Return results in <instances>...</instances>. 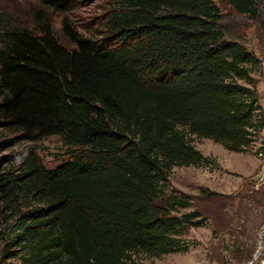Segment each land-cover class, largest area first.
<instances>
[{"label":"trees","instance_id":"16d2710c","mask_svg":"<svg viewBox=\"0 0 264 264\" xmlns=\"http://www.w3.org/2000/svg\"><path fill=\"white\" fill-rule=\"evenodd\" d=\"M72 1L46 0L64 13ZM228 2L260 14L257 0ZM112 4L105 39L64 19L73 47L44 12L30 28L0 10V264H140L188 251L185 234L208 217L186 210L193 197L170 188L172 170L212 162L193 137L246 153L264 129L259 59L225 38L212 0ZM51 135L70 149L56 167L33 146L2 155Z\"/></svg>","mask_w":264,"mask_h":264},{"label":"rangeland","instance_id":"374dc122","mask_svg":"<svg viewBox=\"0 0 264 264\" xmlns=\"http://www.w3.org/2000/svg\"><path fill=\"white\" fill-rule=\"evenodd\" d=\"M220 9V26L227 40H236L255 54L259 63L253 76L260 102L264 107V0H257L260 14L257 18L237 12L228 0H212ZM113 0H74L64 13L46 0H0V10L10 14L17 24L34 28V16L44 12L50 19L61 43L74 44L64 31V19L80 36L92 39L108 37L107 13ZM7 136L10 134L4 132ZM5 137V136H4ZM193 143L213 160L209 165L175 167L170 175V188L193 197L194 206L208 222L191 228L186 239L191 243L188 251L162 257L141 254L140 264H264V161L259 152L264 143V129L250 150L236 158H225L224 145L208 138L193 137ZM33 146L48 168L69 158V148L57 135L41 137L2 153L13 154L24 147ZM35 147V148H34ZM233 152V151H230ZM236 164L248 170L241 172ZM235 165V166H234ZM206 187L217 194L202 193ZM7 230L0 225V256L7 248ZM4 264H20L18 258H7Z\"/></svg>","mask_w":264,"mask_h":264},{"label":"crops","instance_id":"0c3cea01","mask_svg":"<svg viewBox=\"0 0 264 264\" xmlns=\"http://www.w3.org/2000/svg\"><path fill=\"white\" fill-rule=\"evenodd\" d=\"M228 150V149H227ZM240 152H230V150L229 151H225V153H224V157L225 158H236V156L237 157H240L241 156V154H239ZM204 154V153H203ZM205 155V154H204ZM206 156V155H205ZM237 166L236 167H238V170L239 171H241V172H246V170H248V168H247V166H245L244 164H236ZM235 166V165H234Z\"/></svg>","mask_w":264,"mask_h":264},{"label":"built area","instance_id":"2783aa9c","mask_svg":"<svg viewBox=\"0 0 264 264\" xmlns=\"http://www.w3.org/2000/svg\"><path fill=\"white\" fill-rule=\"evenodd\" d=\"M259 156H261V157H262V159H263V161H264V154H263V152H262V151H260V152H259Z\"/></svg>","mask_w":264,"mask_h":264}]
</instances>
